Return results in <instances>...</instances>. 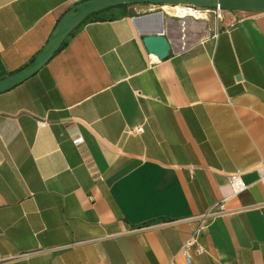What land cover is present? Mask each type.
Masks as SVG:
<instances>
[{
    "label": "crops",
    "instance_id": "obj_1",
    "mask_svg": "<svg viewBox=\"0 0 264 264\" xmlns=\"http://www.w3.org/2000/svg\"><path fill=\"white\" fill-rule=\"evenodd\" d=\"M82 1L0 0V79ZM165 7L85 21L0 94V264H184L222 201L190 258L264 264V11L203 22ZM159 32L163 60L143 45ZM238 169L248 189L232 197Z\"/></svg>",
    "mask_w": 264,
    "mask_h": 264
},
{
    "label": "water",
    "instance_id": "obj_2",
    "mask_svg": "<svg viewBox=\"0 0 264 264\" xmlns=\"http://www.w3.org/2000/svg\"><path fill=\"white\" fill-rule=\"evenodd\" d=\"M150 4L170 8L191 5L195 8H215L241 12L264 11V0H85L74 5L57 22L46 44L24 68L0 79V94L35 75L56 52L72 31L93 14H99L121 6ZM162 20V14H158ZM150 17L146 15L145 18ZM161 22V21H160ZM146 51L158 59H165L170 53V44L163 33H149L143 37Z\"/></svg>",
    "mask_w": 264,
    "mask_h": 264
},
{
    "label": "built area",
    "instance_id": "obj_3",
    "mask_svg": "<svg viewBox=\"0 0 264 264\" xmlns=\"http://www.w3.org/2000/svg\"><path fill=\"white\" fill-rule=\"evenodd\" d=\"M180 7L183 9L182 13L178 15H173L175 18L179 20L190 18V19L206 22L209 19H211L212 21L220 22L223 19L224 9L220 8L219 6H216L215 8H195L191 5H182ZM38 124L40 126H45L47 123L45 121H39ZM137 131L140 132L141 129H137ZM73 142L75 145H80L82 143V139L78 137L74 139ZM257 172H258V182L264 187V161H261L260 164L258 165ZM242 174H243V170L238 169L230 173L227 177L228 185L230 186L232 191L231 194L232 197L239 195L248 189V185L242 179ZM225 213L226 210L224 207V201H222L216 207L211 208L206 213L198 217V220L200 222L199 226L191 234V236L183 243L179 252L181 257L183 258L184 264H194V262L192 261V259L188 254L189 249L194 248L197 254H202L203 249L200 248L197 244L198 235L201 233V231L204 228H206L208 222ZM170 264H175V263H170Z\"/></svg>",
    "mask_w": 264,
    "mask_h": 264
},
{
    "label": "trees",
    "instance_id": "obj_4",
    "mask_svg": "<svg viewBox=\"0 0 264 264\" xmlns=\"http://www.w3.org/2000/svg\"><path fill=\"white\" fill-rule=\"evenodd\" d=\"M126 8H127V6H121V7L115 8V9L120 10V16H122V15H125V14H126V12H125V9H126ZM108 11H110V10H108ZM108 11H106V12H108ZM106 12H102V13H99V14H93V15H91L89 18H87V20L100 18V17H102V16L105 17V16H106V15H105ZM87 20H85V21H87ZM85 21H84V22H85ZM84 22H82L81 24H83ZM77 28H78V26H77L75 29H77ZM73 31H74V30H73ZM73 31H72V32H73ZM71 34H72V33H71ZM71 34H70V35H71ZM70 35H69V36H70ZM69 36H68V37H69ZM68 37H67V38H68ZM67 38H66V39H67ZM65 43H66V40L63 42L61 48L65 45ZM32 60H33V59H32ZM32 60H31V61H32ZM31 61H30V62H31ZM30 62H29V63H30ZM29 63H28V64H29ZM28 64H27V65H28ZM27 65H26V66H27Z\"/></svg>",
    "mask_w": 264,
    "mask_h": 264
},
{
    "label": "bare ground",
    "instance_id": "obj_5",
    "mask_svg": "<svg viewBox=\"0 0 264 264\" xmlns=\"http://www.w3.org/2000/svg\"><path fill=\"white\" fill-rule=\"evenodd\" d=\"M165 8H168V6H166ZM168 9H172V11L170 13L172 15H178V14L182 13V10H183L180 6H176L175 8H168Z\"/></svg>",
    "mask_w": 264,
    "mask_h": 264
},
{
    "label": "rangeland",
    "instance_id": "obj_6",
    "mask_svg": "<svg viewBox=\"0 0 264 264\" xmlns=\"http://www.w3.org/2000/svg\"><path fill=\"white\" fill-rule=\"evenodd\" d=\"M168 8H170V7H168ZM168 8H165V11H167L168 13H169V11H170V9H168ZM111 12L112 11H114V10H110ZM176 11V10H175ZM171 13V12H170Z\"/></svg>",
    "mask_w": 264,
    "mask_h": 264
}]
</instances>
